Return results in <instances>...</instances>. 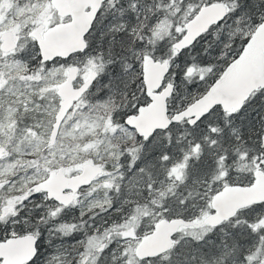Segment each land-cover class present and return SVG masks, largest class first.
Masks as SVG:
<instances>
[{
    "label": "snow or ice",
    "instance_id": "6c2138e0",
    "mask_svg": "<svg viewBox=\"0 0 264 264\" xmlns=\"http://www.w3.org/2000/svg\"><path fill=\"white\" fill-rule=\"evenodd\" d=\"M0 264H264V0H0Z\"/></svg>",
    "mask_w": 264,
    "mask_h": 264
}]
</instances>
